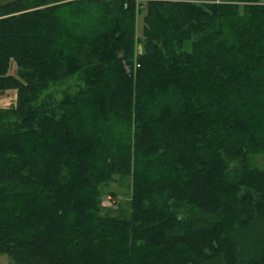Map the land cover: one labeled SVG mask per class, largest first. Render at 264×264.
<instances>
[{"label": "trees", "instance_id": "trees-1", "mask_svg": "<svg viewBox=\"0 0 264 264\" xmlns=\"http://www.w3.org/2000/svg\"><path fill=\"white\" fill-rule=\"evenodd\" d=\"M11 96L0 104V254L264 264L260 0L0 7V100ZM116 181L127 207L103 204Z\"/></svg>", "mask_w": 264, "mask_h": 264}, {"label": "rangeland", "instance_id": "rangeland-1", "mask_svg": "<svg viewBox=\"0 0 264 264\" xmlns=\"http://www.w3.org/2000/svg\"><path fill=\"white\" fill-rule=\"evenodd\" d=\"M63 1H66V0H63ZM262 1H264V0H262ZM143 26H144V14L142 12V13L138 14V19H137V28H138V32H140V34L142 33ZM70 83L75 84L76 80L73 79L70 81ZM63 87L64 86H60L56 89L60 90V88H63ZM14 100H15V97L11 96V97H8L7 99L3 100V101L0 100V104H8V103L14 102ZM259 163L264 164V159H260ZM112 186L114 189H116L118 191L119 194L117 197H115L112 194H111L112 196L110 195L111 198H109L107 196L106 199H104L103 204L105 206H113L114 205L116 207L119 200H121L123 205L125 207H127V200L129 199L128 186L126 184L125 185H119V183L117 181L114 182ZM0 264H19V263L15 262L8 254L3 253V254H0Z\"/></svg>", "mask_w": 264, "mask_h": 264}, {"label": "water", "instance_id": "water-1", "mask_svg": "<svg viewBox=\"0 0 264 264\" xmlns=\"http://www.w3.org/2000/svg\"><path fill=\"white\" fill-rule=\"evenodd\" d=\"M16 1H20V0H0V7L6 6Z\"/></svg>", "mask_w": 264, "mask_h": 264}, {"label": "crops", "instance_id": "crops-1", "mask_svg": "<svg viewBox=\"0 0 264 264\" xmlns=\"http://www.w3.org/2000/svg\"><path fill=\"white\" fill-rule=\"evenodd\" d=\"M194 1L203 2V1H219V0H194ZM261 2H264V1L261 0Z\"/></svg>", "mask_w": 264, "mask_h": 264}, {"label": "built area", "instance_id": "built-area-1", "mask_svg": "<svg viewBox=\"0 0 264 264\" xmlns=\"http://www.w3.org/2000/svg\"><path fill=\"white\" fill-rule=\"evenodd\" d=\"M109 198H111V196H108Z\"/></svg>", "mask_w": 264, "mask_h": 264}]
</instances>
